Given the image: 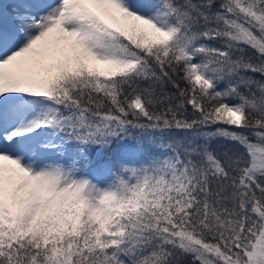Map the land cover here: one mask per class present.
<instances>
[{
    "label": "snow or ice",
    "instance_id": "snow-or-ice-1",
    "mask_svg": "<svg viewBox=\"0 0 264 264\" xmlns=\"http://www.w3.org/2000/svg\"><path fill=\"white\" fill-rule=\"evenodd\" d=\"M0 264H264V0H0Z\"/></svg>",
    "mask_w": 264,
    "mask_h": 264
}]
</instances>
